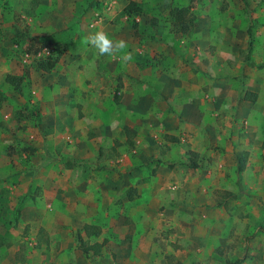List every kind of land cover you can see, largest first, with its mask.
<instances>
[{
	"label": "rangeland",
	"instance_id": "374dc122",
	"mask_svg": "<svg viewBox=\"0 0 264 264\" xmlns=\"http://www.w3.org/2000/svg\"><path fill=\"white\" fill-rule=\"evenodd\" d=\"M134 1L140 11L127 15L123 8L128 0H0V264H164L154 255L159 252L166 264H233L240 257H244L241 264H264V113L261 120L255 115L250 120L236 119L226 130L230 146L225 141L207 146L215 153L231 150V159L196 157L206 173L222 168L237 172V192L218 198L224 201L228 236L204 224L203 214L210 205H202L206 208H199V215L194 209L186 213L189 203L176 202V215L188 216L186 221L192 223L182 231L171 223V238L156 236L150 243L137 236L140 239L131 240L134 247L127 243L128 250L120 247L126 244L117 242V231L112 228L105 234L116 240L114 251L106 249L100 256L86 258L76 246L73 232L81 225L74 222L73 210L66 205L77 196L63 192L67 187L60 183L70 178L66 175L79 162L75 144L69 143L79 129L76 119L82 121L83 110L97 94L100 102H108L119 112L125 93L123 79L131 76L165 75L171 85L176 53L183 66L191 65L186 48L192 33L172 31V8L188 7L196 18V32L200 29L205 36L202 41L211 54H217L212 44L223 34L220 27H227L230 20L233 26L247 24L249 39L245 30L238 33L235 40L242 51L235 55L233 49L230 63L224 64L218 56L202 57L203 65L196 69H206L204 74L215 78L212 83L227 84L229 94L237 96V109L241 95L251 86L258 87L264 108V66L257 65L264 63V0ZM133 21L139 36L132 35ZM205 26L210 27L209 33L203 30ZM97 30L126 41L132 61L124 64L118 58L98 56L82 43ZM247 40L250 47L246 51ZM47 57L56 60L50 71L39 67ZM7 75L16 79L11 82ZM168 82H159L157 96L160 89H168ZM205 93L208 102L211 97ZM115 95L121 100L115 101ZM114 149L109 152L115 154ZM196 216L203 225L194 223ZM160 238L167 242L162 247Z\"/></svg>",
	"mask_w": 264,
	"mask_h": 264
},
{
	"label": "crops",
	"instance_id": "0c3cea01",
	"mask_svg": "<svg viewBox=\"0 0 264 264\" xmlns=\"http://www.w3.org/2000/svg\"><path fill=\"white\" fill-rule=\"evenodd\" d=\"M235 25L230 20L227 27H220L224 35L216 36L215 44L212 45L217 48V54H211L205 50L208 48L202 41L205 36L200 35V29L196 32L194 21L191 40L186 48L191 65L183 66L182 57L176 53L175 65L171 67V85L165 75L157 77L145 73L131 76V80L123 79L125 93L122 100L117 95L118 100H121V107L117 106L119 112H115L114 106L108 102H100V94L93 97V104H85L83 112L86 115L82 121L76 119L79 129L77 133L75 131V138L72 140L67 137L70 144H75L79 162L72 164L71 172L66 175L70 178L67 180L64 177L60 183L61 187H67L63 188V192H73L77 196L75 201L71 199V204L66 205V208L71 207L73 210L72 215L77 219L74 222L81 225L73 235L81 230L88 244L106 242L100 253L91 252L92 256H100L106 249L114 251L112 246L118 247L116 240L105 234L112 228L117 231L114 232L117 233V242L126 244L120 247L128 250V244L134 247L133 239L147 238L150 242L156 236L171 238V223L176 224V229L184 230L192 222L186 221L188 216L181 219L176 215V202L189 203L186 213L194 209L199 215L198 209L206 208L202 205H210V209L203 214L204 224L212 232L221 229V236H228L229 228L224 220L226 215L222 211L224 201L218 198L223 197L226 191L237 192V172L231 169L228 170L231 174L226 175L228 171L224 168L208 173L201 171L198 160L195 167L189 165V152H194L200 158L209 156L216 161L220 158L231 159V150L215 153L212 148L208 151L207 146L222 144L223 141L230 146L231 143L226 141V130L230 125H235L236 119L240 121L242 117H247L250 120L255 115L261 120L263 116L264 108L260 106L262 97L258 87L251 86L241 95L243 101L237 109V96L229 94L230 89L225 87L227 84L212 83L215 78L205 75L206 69H196V66L202 67V57L211 60L218 56L225 64L230 63L233 49L237 50L235 55L242 51L235 39L238 33L242 34V30L247 34L246 39H249L250 33L247 24ZM203 30L208 33L211 31L209 26ZM249 42L246 41V51L250 47ZM145 78L148 82L143 80ZM120 81L118 83L121 86ZM159 82H168V89H160L161 95L157 96L155 93ZM247 91L256 93L253 100L244 98ZM205 92L212 101L207 102ZM224 115H227L225 121ZM63 147L71 149L67 145ZM113 147L115 154L109 152ZM122 194L125 198H121ZM129 194L134 195L133 200ZM61 213L65 214V211ZM196 219L198 216L194 219L198 227L203 225ZM84 224L94 227L93 232L97 234L92 232L87 235L82 228ZM115 224L120 228L116 229ZM164 241L165 238H160L161 247L167 243ZM146 246L154 250L152 244ZM154 255L166 264L164 254L159 252Z\"/></svg>",
	"mask_w": 264,
	"mask_h": 264
},
{
	"label": "trees",
	"instance_id": "16d2710c",
	"mask_svg": "<svg viewBox=\"0 0 264 264\" xmlns=\"http://www.w3.org/2000/svg\"><path fill=\"white\" fill-rule=\"evenodd\" d=\"M139 11H140V7L138 5H136L134 0H128L126 6L123 8V12H125L127 15L132 13V12L135 13V12H139ZM170 16H171V29L173 32L179 33L182 35H188L191 33V31L194 27L195 16L189 13L188 7L176 6L170 10ZM132 35L133 36H139L138 24L135 21H133V24H132ZM55 61H56L55 58L53 59V58L47 57V59L44 62H41L39 64V67L45 71H50L54 67ZM257 65H258V67L263 66L262 63L261 64L259 63ZM6 79L12 82L13 79H16V76L7 75ZM255 96H256L255 92L247 91L245 93L244 98L246 100H253L254 99L253 97H255ZM114 99H115V101H117L118 96L115 95ZM189 154L191 155V158H189V160H190L189 165L192 167H195L197 165V163H196V157L197 156L192 151H190ZM225 194H227L229 197L231 192H225ZM82 228L87 235H90L93 232L94 227H91L88 224H84ZM93 233L97 234V232H95V231ZM74 236L76 239L77 246L79 247V249L83 252V254L86 257L89 258L91 255V252L94 254L100 253L101 248L104 244V241L88 244L84 240L82 233H81V230H77L74 233ZM243 261H244V257H240V258L235 259L232 263L233 264H241Z\"/></svg>",
	"mask_w": 264,
	"mask_h": 264
},
{
	"label": "clouds",
	"instance_id": "9594fccd",
	"mask_svg": "<svg viewBox=\"0 0 264 264\" xmlns=\"http://www.w3.org/2000/svg\"><path fill=\"white\" fill-rule=\"evenodd\" d=\"M82 43L93 48L98 56L118 58L124 64L133 59L132 54L127 51L128 45L126 41L122 39L114 40L103 30L89 33L83 38Z\"/></svg>",
	"mask_w": 264,
	"mask_h": 264
}]
</instances>
